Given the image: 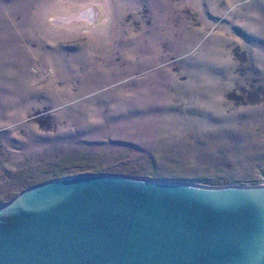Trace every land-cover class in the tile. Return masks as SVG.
I'll return each instance as SVG.
<instances>
[{
  "label": "rangeland",
  "instance_id": "1",
  "mask_svg": "<svg viewBox=\"0 0 264 264\" xmlns=\"http://www.w3.org/2000/svg\"><path fill=\"white\" fill-rule=\"evenodd\" d=\"M88 174L264 187V0H0V207Z\"/></svg>",
  "mask_w": 264,
  "mask_h": 264
},
{
  "label": "water",
  "instance_id": "2",
  "mask_svg": "<svg viewBox=\"0 0 264 264\" xmlns=\"http://www.w3.org/2000/svg\"><path fill=\"white\" fill-rule=\"evenodd\" d=\"M0 264H264V187L48 181L0 207Z\"/></svg>",
  "mask_w": 264,
  "mask_h": 264
}]
</instances>
